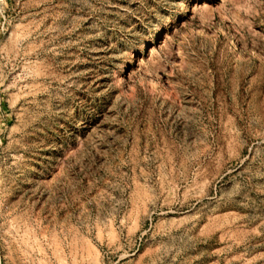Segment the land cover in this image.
Masks as SVG:
<instances>
[{"label": "rangeland", "instance_id": "obj_1", "mask_svg": "<svg viewBox=\"0 0 264 264\" xmlns=\"http://www.w3.org/2000/svg\"><path fill=\"white\" fill-rule=\"evenodd\" d=\"M0 264H264V0H0Z\"/></svg>", "mask_w": 264, "mask_h": 264}]
</instances>
